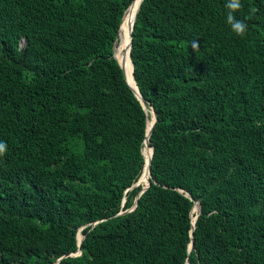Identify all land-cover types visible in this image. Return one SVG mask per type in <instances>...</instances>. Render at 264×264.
<instances>
[{
    "label": "trees",
    "instance_id": "obj_1",
    "mask_svg": "<svg viewBox=\"0 0 264 264\" xmlns=\"http://www.w3.org/2000/svg\"><path fill=\"white\" fill-rule=\"evenodd\" d=\"M133 1L0 0V264H264V0H142L143 192Z\"/></svg>",
    "mask_w": 264,
    "mask_h": 264
},
{
    "label": "bare ground",
    "instance_id": "obj_2",
    "mask_svg": "<svg viewBox=\"0 0 264 264\" xmlns=\"http://www.w3.org/2000/svg\"><path fill=\"white\" fill-rule=\"evenodd\" d=\"M138 4H139V0H136L131 5L129 13L126 14L125 17L123 18V20L121 22V25H120L119 41H118V44L115 46V55H116L117 58H118L120 52L122 51V49L126 51V54H127V57H128V67L124 68V69H125V71H126V73L128 75V78H129L131 86L136 91H137V87L135 85V81H134L133 74H132V65H131L130 58L128 56V47H129L128 39H129V33H130V24H131V22L134 19V15L136 13ZM145 109H146V113H147L148 117L152 121L153 120L152 109H148L146 106H145ZM145 147H146V150H147V156H146V164H145V170H144L145 172L144 173L147 176H149V173H148V161H149L150 154H151V148H147L146 145H145ZM141 177L142 176H140V178ZM141 180H143V178H141ZM141 180L139 179V181H141ZM145 185H146V179H145V181L143 183V186H145ZM196 211H197V207H196ZM193 221H194V219H193Z\"/></svg>",
    "mask_w": 264,
    "mask_h": 264
},
{
    "label": "water",
    "instance_id": "obj_3",
    "mask_svg": "<svg viewBox=\"0 0 264 264\" xmlns=\"http://www.w3.org/2000/svg\"><path fill=\"white\" fill-rule=\"evenodd\" d=\"M136 0H134L131 4H130V6L135 2ZM141 2H142V0H139V4H138V6H137V10H136V13H135V15H134V19H133V21L131 22V24H130V33H129V37H130V41H129V47H128V56H129V58H130V48H131V37H132V30H133V27H134V22H135V18H136V15H137V13H138V11H139V8H140V4H141ZM129 6V7H130ZM129 7L126 9V11L129 9ZM126 11L124 12V14H123V17H124V15H125V13H126ZM123 17H122V20H123ZM119 33H120V28H119ZM119 33H118V35H119ZM114 57L116 58V55H115V49H114ZM116 60H117V58H116ZM118 61V60H117ZM131 61V60H130ZM119 63V62H118ZM119 65H120V67H121V69L123 70V72H124V68H123V66L119 63ZM131 65H132V74H133V64H132V62H131ZM124 75H125V72H124ZM125 78H126V76H125ZM133 78H134V76H133ZM134 81H135V79H134ZM128 83V82H127ZM128 85H129V87L131 88V90L134 92V94H135V96L138 98V100L140 101V103H141V105H142V107H143V109H144V111H145V113H146V109H145V105H144V100H143V97L140 95V93H139V91H138V88H137V91L136 90H134V88L128 83ZM135 85H136V82H135ZM136 87H137V85H136ZM137 92V93H136ZM151 109H152V112H153V120L151 121V125H150V128H149V130L148 131H146V138H145V140H144V145H146L147 146V148H151V154H150V158H149V161H148V173H149V178L151 177V168H150V164H151V158H152V155H153V148L149 145V137H150V134H151V132H152V129H153V127H154V125H155V122H156V111H155V109L153 108V107H151ZM146 120H147V124L149 123V119H148V116H147V113H146ZM139 179H140V177H139ZM139 179H138V181L134 184V186H137V185H139ZM146 187H147V184L145 185V186H143V188H142V192L146 189ZM186 196H188L190 199H192V197L188 194V193H186L185 194ZM194 203H196V201L194 202ZM198 203V202H197ZM136 205V202H135V204L133 205V207L131 208V209H133L134 208V206ZM198 213H200V204L198 203V212L196 213V215L194 216L195 217V219H194V221L196 220V217H197V214ZM192 225L194 226V222H192ZM79 244H80V241H79ZM193 248V244L191 243L190 244V246H189V251L191 250ZM59 261V259L57 260V262Z\"/></svg>",
    "mask_w": 264,
    "mask_h": 264
},
{
    "label": "clouds",
    "instance_id": "obj_4",
    "mask_svg": "<svg viewBox=\"0 0 264 264\" xmlns=\"http://www.w3.org/2000/svg\"><path fill=\"white\" fill-rule=\"evenodd\" d=\"M226 8L229 10L227 21L231 25V29L238 35H243L246 31L247 25L242 21L236 19L233 14L236 10L240 9L241 2L240 0H227ZM7 143L5 141L0 140V156L7 151Z\"/></svg>",
    "mask_w": 264,
    "mask_h": 264
},
{
    "label": "rangeland",
    "instance_id": "obj_5",
    "mask_svg": "<svg viewBox=\"0 0 264 264\" xmlns=\"http://www.w3.org/2000/svg\"><path fill=\"white\" fill-rule=\"evenodd\" d=\"M118 41H119V39H118ZM117 44H118V42H117ZM117 44H116V45H117ZM122 50H123V49H122ZM146 107H147V106H146ZM147 108H148V107H147ZM148 109H150V108H148ZM147 131H148V130H147ZM144 170H145V168H144ZM144 170L142 171V173H141V175H140V176H142L141 178H143V180H141V178H140L141 181H139V182H141V183H142V182L144 183V178L147 176V175L144 173V172H145ZM143 183H142V184H143Z\"/></svg>",
    "mask_w": 264,
    "mask_h": 264
}]
</instances>
